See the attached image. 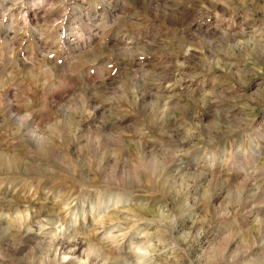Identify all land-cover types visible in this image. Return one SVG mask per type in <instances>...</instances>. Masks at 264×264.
Instances as JSON below:
<instances>
[{"label": "rangeland", "instance_id": "obj_1", "mask_svg": "<svg viewBox=\"0 0 264 264\" xmlns=\"http://www.w3.org/2000/svg\"><path fill=\"white\" fill-rule=\"evenodd\" d=\"M94 261L264 264V0H0V264Z\"/></svg>", "mask_w": 264, "mask_h": 264}, {"label": "bare ground", "instance_id": "obj_2", "mask_svg": "<svg viewBox=\"0 0 264 264\" xmlns=\"http://www.w3.org/2000/svg\"><path fill=\"white\" fill-rule=\"evenodd\" d=\"M49 226V225H48ZM52 226V225H51ZM40 229V228H39ZM29 230V229H28ZM31 232V231H30ZM71 242H74V241H71ZM54 243H57L58 245H61V244H63L62 243V241H56V242H54ZM76 243V242H75ZM77 244V243H76ZM79 244H83V242L82 241H79ZM76 252H77V250L76 249H73L72 251H70L69 252V254H70V256H73V255H75L76 254ZM132 255V254H131ZM136 255V254H135ZM138 255V254H137ZM92 264H98V262L97 261H94Z\"/></svg>", "mask_w": 264, "mask_h": 264}]
</instances>
